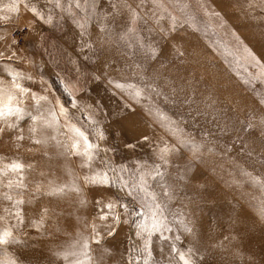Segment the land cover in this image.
<instances>
[{
	"label": "rangeland",
	"instance_id": "obj_1",
	"mask_svg": "<svg viewBox=\"0 0 264 264\" xmlns=\"http://www.w3.org/2000/svg\"><path fill=\"white\" fill-rule=\"evenodd\" d=\"M45 2L31 0L45 19L52 17L51 23L23 5L9 13L12 0H0V17H8L7 27L0 28V53L5 58L15 53L11 62L0 59V78L10 83L7 64L31 77L21 81L25 87L47 97L42 107L27 97L25 113L12 118L11 127L0 122V167L21 162L27 186L22 195L11 190L14 199L26 201L20 206L24 222L13 229L20 243L0 246V264H67L64 253H75L69 259L86 264H128V250L142 245L132 223L137 217L134 213L125 223L124 209L116 207L121 223L110 237L105 224L113 222L99 219L96 199L118 201L129 210L144 203L139 209L144 212L159 203L173 228L166 235H180L182 250L196 249L199 264H264V0H160L155 9L160 18L147 26L140 23L132 33L127 9L112 5L135 7L137 0H80V7L75 0H61L62 8ZM16 31L24 34L23 40ZM109 81L133 84L143 95L136 99L132 89L118 90ZM55 99L69 109V122L98 145L90 166H82L86 160L73 154L74 133L64 127ZM32 116L51 126L37 124L33 135ZM172 122L183 132L172 135ZM249 123L254 127L245 131ZM20 135L24 138L18 141ZM37 139L43 142L34 143ZM165 145L174 149L167 164L159 152ZM157 166L163 177L152 180ZM108 169L112 179L122 176L129 185H138L140 175L149 173L148 191L155 193V201L138 189L128 196L119 184H85V176ZM16 178L4 172L0 182ZM54 187L65 192L37 195ZM6 191L0 187V193ZM81 199L87 203L81 205ZM10 207V201L0 198V216ZM181 220L192 233L181 231ZM13 224V218L0 221V226ZM93 225L100 244L91 240ZM84 239L89 240L90 259L83 254ZM153 240L154 261L180 264L168 242Z\"/></svg>",
	"mask_w": 264,
	"mask_h": 264
},
{
	"label": "snow or ice",
	"instance_id": "obj_2",
	"mask_svg": "<svg viewBox=\"0 0 264 264\" xmlns=\"http://www.w3.org/2000/svg\"><path fill=\"white\" fill-rule=\"evenodd\" d=\"M160 0H137L136 6L132 7V5L128 3H124L123 5H116L113 4V7H119V8H126L127 12L130 16V22L132 27H128V32H138L139 28L138 25L140 23H143L145 26H147L149 20L153 19H159L160 14L155 11L156 8L159 7ZM52 4L56 8H62L61 0H46L45 6ZM76 7H80V0H75ZM18 5H23L24 8H26L28 11H30L33 16L37 19L43 20L44 23H51L52 17L49 15L46 19L44 17V14L42 11H40L34 4L31 3V0H12V3L10 6H7L6 10L9 13H17L19 11ZM4 9H0L2 11ZM143 12V16L139 15V12ZM213 15H217L216 13H213ZM0 19H3L7 21L8 17H0ZM149 32H151V29H149ZM14 44L18 45V41H13ZM137 43L140 48L144 47V42L141 40H137ZM244 51L248 54L249 57L252 58L253 61H255L256 64H259V61L256 59L255 56L247 49L244 48ZM15 56V53H12V56H8L5 58L4 53H0V59H6L8 62H11L12 57ZM152 58H156V53L154 50L151 51ZM5 72L7 76L10 78V83L6 82L3 78H0V122H2L6 127H11L12 125L9 123L12 118L20 119L23 114L25 113L26 109L24 107L25 100L27 97L31 96L32 101L35 105L42 107L41 102L46 101L47 97L38 95L35 92H32L30 88L25 87L21 81L25 79H31V77H26L23 73L16 71L14 69H11L10 66L7 64L5 65ZM143 79V78H141ZM63 83V81H62ZM118 90L124 91L125 89H132L134 92V97L136 99H139L143 95V89L136 87L133 84H126L119 81H109ZM145 88H151V85H145ZM152 91H156L154 88L151 89ZM64 91L66 93H69V86L65 85ZM157 95H160V93H156ZM73 108H77V102L75 99H72L70 101ZM262 104H264V100L261 101ZM55 107L58 109V115L59 117H62L65 119L64 127H66L70 132L74 133L73 139L75 142L71 145V148L73 150V154L82 156L87 164L82 166H90L94 153L99 150L98 145L93 144L89 140V136L80 128L77 127L75 123H70V112L67 107L61 104L59 99H55ZM39 110V108H38ZM53 114V110L49 109V115L51 116ZM31 119L33 120V126L30 127L29 131L35 135L38 131V127L36 126L39 124L41 127H50L51 123L45 124L40 117L32 116ZM175 124V131L170 130L172 135H175L176 132H183V129L180 128V125L176 122H172ZM261 124H264V120L261 121ZM254 126L249 123L245 131H249ZM0 131H4L3 128H0ZM23 136H17L16 139L23 140ZM55 139V137H53ZM99 139H104V133L101 132L99 134ZM143 139L145 141L148 140L147 136H144ZM181 139L184 142H188L190 138L187 137H181ZM34 143H42L41 140H34ZM82 142V148L83 151L79 150V146H81ZM195 143L194 141H192ZM131 146V145H129ZM174 149L169 146L165 145L163 148L159 149L160 152V158L164 161V164H167L168 161V154L173 152ZM188 169H191L192 165L187 166ZM159 166H157V170L155 172L154 176H151L152 180H156L158 177H163V173H161L158 170ZM24 170L25 166L19 162V161H13L10 164H5L2 167H0V175H3L4 172H10L12 174H15L17 176L16 179H9L6 184L0 182V187L8 189L9 191L0 193V198L6 199L11 202L10 208L3 209V212L5 215L0 216V221H3L7 218H13L16 221V224H13L11 226L9 225H3L0 226V246H7V245H16L19 244V239L13 234V229L23 224V213L21 211L20 206L23 205L26 201L22 198L14 199L13 195L10 194L11 190L15 189L18 195H22L23 190L27 187L24 183ZM112 171L111 169H108L107 171L100 173V172H93L90 176H85V184L91 185L93 188H108L111 186H115L116 184H119L120 189L126 191V195L132 196L133 192L135 190H139L140 192H144L145 195L155 201V193L148 191V177L149 173H142L139 178V184L138 185H129L127 180H125L122 176L117 177L116 179H112L108 172ZM180 179H184L183 176L180 177ZM128 189H132L129 191ZM73 191H79L78 188H73ZM65 192V188L63 187H54L48 191H45L43 193L37 192V195H45L49 197H55L63 194ZM165 195H169L168 190L165 189L164 192ZM31 203V201H28ZM81 205H84L87 203L86 200L81 199L80 200ZM96 205L98 206V211L100 213L99 219L101 221H108L110 218L112 220V225L105 224V227L107 228V235L108 236H114L116 232V225L121 223V214L116 213L114 209L116 207H122L124 209L123 215L125 217L124 222L127 223V217L132 216L134 213L137 217L136 220H133L132 223L137 229L136 236L140 237L142 239V245L140 247H131L128 250V264H164L163 261H154L153 260V237H158L160 242H168L170 246L171 255L173 258H177L180 262V264H199L200 259L202 257H199L197 255V250L189 247L187 250H182L179 247V241L181 239L180 235L175 236H169L166 235V233H171L173 231V228L169 225L167 221V217L164 216L163 212L160 210L161 205L159 203H153L149 205V211L144 212L139 209H143L145 207L144 203H139V208L134 210H129L128 206L126 204L120 203L118 201L113 202L110 201L108 203H104L101 199L95 200ZM104 209H108V212H104ZM47 210H45L46 212ZM111 213V216L109 215ZM179 224L181 225V231L192 233L193 229L188 227L186 224H184V221H179ZM37 222H34L33 226H36ZM100 233L97 230L96 226L93 225L92 228V242L96 244L101 243ZM82 249L83 254L90 259L89 252V240L84 239L82 242ZM105 252L108 251V249H104ZM161 254H163V248L160 249ZM75 256V253H64L63 259L67 262V264H86L85 261H81L79 259H69V256ZM11 264H16V261H12ZM169 264H171V260L169 261Z\"/></svg>",
	"mask_w": 264,
	"mask_h": 264
},
{
	"label": "built area",
	"instance_id": "obj_3",
	"mask_svg": "<svg viewBox=\"0 0 264 264\" xmlns=\"http://www.w3.org/2000/svg\"><path fill=\"white\" fill-rule=\"evenodd\" d=\"M14 35L18 37V39L23 40L24 39V34L21 31H16L14 32ZM13 37L14 41H18L16 37ZM16 46H19L16 44Z\"/></svg>",
	"mask_w": 264,
	"mask_h": 264
},
{
	"label": "crops",
	"instance_id": "obj_4",
	"mask_svg": "<svg viewBox=\"0 0 264 264\" xmlns=\"http://www.w3.org/2000/svg\"><path fill=\"white\" fill-rule=\"evenodd\" d=\"M6 27H7V24H6L5 20H2L0 22V28H6Z\"/></svg>",
	"mask_w": 264,
	"mask_h": 264
}]
</instances>
